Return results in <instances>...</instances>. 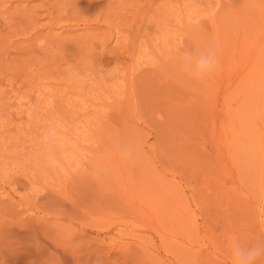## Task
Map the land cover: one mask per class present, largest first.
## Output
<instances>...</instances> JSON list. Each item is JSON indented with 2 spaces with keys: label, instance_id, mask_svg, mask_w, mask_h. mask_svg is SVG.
<instances>
[{
  "label": "rangeland",
  "instance_id": "374dc122",
  "mask_svg": "<svg viewBox=\"0 0 264 264\" xmlns=\"http://www.w3.org/2000/svg\"><path fill=\"white\" fill-rule=\"evenodd\" d=\"M211 41L221 68L193 90L171 50ZM54 115L81 158L14 166ZM233 239L264 240V0H0V264H231Z\"/></svg>",
  "mask_w": 264,
  "mask_h": 264
},
{
  "label": "clouds",
  "instance_id": "9594fccd",
  "mask_svg": "<svg viewBox=\"0 0 264 264\" xmlns=\"http://www.w3.org/2000/svg\"><path fill=\"white\" fill-rule=\"evenodd\" d=\"M170 58L177 75L195 85L193 90L210 81L221 68L220 44L216 41L209 42L202 51L177 43L171 50ZM95 79V72L77 65H70L64 71L65 83L76 91H87L94 85ZM81 135L62 116L54 115L35 128L25 150L13 159L12 164L30 168L41 175H67L69 166L82 156L79 148ZM137 157L138 149L134 141L117 145L113 155L114 160L126 162H133ZM104 171L103 163L96 160L89 174L101 176ZM227 254L231 264H260L264 260V240L246 243L233 239L227 245Z\"/></svg>",
  "mask_w": 264,
  "mask_h": 264
}]
</instances>
